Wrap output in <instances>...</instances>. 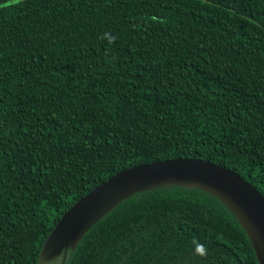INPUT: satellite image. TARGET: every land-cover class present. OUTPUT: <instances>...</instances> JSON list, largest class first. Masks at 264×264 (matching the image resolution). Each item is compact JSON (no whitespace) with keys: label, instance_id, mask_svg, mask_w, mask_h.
Masks as SVG:
<instances>
[{"label":"trees","instance_id":"1","mask_svg":"<svg viewBox=\"0 0 264 264\" xmlns=\"http://www.w3.org/2000/svg\"><path fill=\"white\" fill-rule=\"evenodd\" d=\"M178 157L264 194V0H0V264H60L39 257L78 199ZM64 264L260 262L225 202L171 185L122 201Z\"/></svg>","mask_w":264,"mask_h":264},{"label":"water","instance_id":"2","mask_svg":"<svg viewBox=\"0 0 264 264\" xmlns=\"http://www.w3.org/2000/svg\"><path fill=\"white\" fill-rule=\"evenodd\" d=\"M181 185L201 188L225 202L249 234L264 264V194L236 171L202 158L178 157L122 169L78 199L57 221L44 242L39 263L63 251L104 215L137 192Z\"/></svg>","mask_w":264,"mask_h":264},{"label":"clouds","instance_id":"3","mask_svg":"<svg viewBox=\"0 0 264 264\" xmlns=\"http://www.w3.org/2000/svg\"><path fill=\"white\" fill-rule=\"evenodd\" d=\"M105 36L107 37L109 43H113L114 42V40H115L114 36H111V35H109L107 33L105 34ZM196 253L201 255V256H204V255L207 254V248L204 245L197 244Z\"/></svg>","mask_w":264,"mask_h":264}]
</instances>
